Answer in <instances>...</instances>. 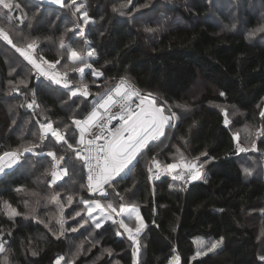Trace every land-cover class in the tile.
Segmentation results:
<instances>
[{"label":"trees","instance_id":"1","mask_svg":"<svg viewBox=\"0 0 264 264\" xmlns=\"http://www.w3.org/2000/svg\"><path fill=\"white\" fill-rule=\"evenodd\" d=\"M16 1L43 8L45 13L50 10L52 15L67 11L82 27L86 10L91 23L82 39L95 50L90 63L101 75L86 72L78 76L73 73L74 65L65 67L57 59L61 53L56 55L54 45L43 46V53L36 46L38 59L59 61L57 67L69 72L74 84H88L93 98L73 97L44 82L35 84L32 67L0 40V155L37 144L36 152L51 150L63 155L60 167L68 169L63 179L49 185L52 159L25 155L2 174L0 242L6 251L0 253V264H54L61 257L70 264H108L112 259L135 264L132 241L117 235L115 218L105 220L99 229L81 226L84 202L107 201L88 194L82 162L54 138L38 139L37 121L51 122L75 146L78 133L70 119L84 117L97 103L95 99L119 78L155 94L156 100L167 102L177 113L165 137L150 142L113 186L106 187L115 196L130 192L146 225L139 236L136 264H167L175 255L179 264H264L258 237L259 228L264 232V177L260 172L245 177L239 164L242 152L235 151L237 141L233 139L238 134L240 145L246 148L254 143L260 161L264 134L255 133L264 132L260 115L264 112V46L222 31L207 20L210 8L220 0H74L70 9H75V15L67 9L71 0H65L61 8L34 0ZM123 1L128 2L124 7ZM259 1L264 5V0ZM135 8L140 13L132 15ZM40 18L45 24V16ZM62 23L58 18V32ZM35 31L46 36L48 25ZM198 82L202 92L192 101L187 94ZM22 96L36 101L33 115L24 109ZM234 110L239 113L235 117ZM243 126L253 128V135L243 133ZM153 158L162 166L182 158L207 163L200 170L201 179L182 187L168 177L151 184L148 167ZM75 172L80 174L77 181ZM7 209L17 214L9 215ZM197 236L223 238V243L216 252L192 260ZM79 242L82 251L78 253ZM84 245L92 248L87 252ZM98 255L102 258L95 261Z\"/></svg>","mask_w":264,"mask_h":264},{"label":"snow or ice","instance_id":"2","mask_svg":"<svg viewBox=\"0 0 264 264\" xmlns=\"http://www.w3.org/2000/svg\"><path fill=\"white\" fill-rule=\"evenodd\" d=\"M54 4H62V0H51ZM0 4L4 8H12L13 6L19 7V5H13L9 0H0ZM147 6V5H145ZM81 7L76 8V12H80ZM9 19H11L9 17ZM82 19L84 26H88L91 20L88 16L87 11H83ZM147 31H153V29H147ZM258 31H264V27L258 29ZM79 35L83 37L85 35L84 29L81 28ZM0 38L6 41L8 44L16 48V51L31 65L35 70V73L40 77H45L53 84L61 85L64 89H67L71 96L77 95L88 97L89 91L87 85L81 84V87L73 90L70 82L65 75H62L59 71H56V63H51L40 57L39 61L35 58L34 53L36 49L35 41H32L21 48L13 44L12 39L3 30H0ZM87 43V41H85ZM61 49L65 48V44H60ZM96 52L94 49L87 52V57L82 56L78 51L68 48V59L72 64H76L77 70L80 73H84L85 69H93L92 63L89 62L88 58H95ZM59 63V61H57ZM94 76L99 77L101 73L93 69ZM21 84L25 81L21 80ZM151 96V93L148 94ZM221 95H224L222 92ZM134 97L139 100L136 103L135 108L132 104L135 102ZM147 101V103H146ZM36 103L35 100L29 103L28 108H32ZM114 108H118L119 111H113ZM225 115H227L225 113ZM261 117H264V112H261ZM177 119L176 114L168 109V114L165 113V107L157 105L155 99L149 100L147 97L142 96L140 93L133 89L126 78H121L119 84L111 91L106 98L102 97L101 100L93 107L90 113L83 119L75 118L72 123L76 126L79 132V139L76 141L78 147H74L72 143H69L65 135L62 134L61 130L54 127L51 122L40 124V140L44 141L48 136L54 138L57 143L67 145V148L75 153L77 160L82 162L83 167L87 169V190L90 193H98L100 197H107L108 192L105 186L112 187L113 182L116 178L121 176L130 165H133V161L136 160L137 156L141 152L148 148L150 142L159 141L161 137L165 136V129L174 127L172 123ZM118 120L119 127L109 125L112 121ZM225 126H228L229 120L226 118ZM97 131H93V130ZM246 135H253L247 128L244 129ZM256 135L264 134V132L255 133ZM103 143H99L100 140ZM233 139L237 141V151H255V144L253 143L250 148L242 147L239 143V135H233ZM37 144L24 145L23 152L31 153L33 149L38 147ZM19 152L6 151L0 155V174L4 173L5 163L9 168L13 164L18 162ZM47 156L51 157L53 177L52 183L54 184L57 180L61 179L67 174L68 169L64 168L57 170L60 163L65 160L63 155L57 156L56 152L48 151ZM153 162L156 165L157 172L164 171L167 174H173V179L185 181L186 183L201 179V168L207 161L196 160H185L181 159L179 163L172 162L166 165H161L158 161L153 158ZM179 169V171H178ZM151 172L152 169L149 168ZM246 173H249L248 169H245ZM250 174V173H249ZM119 195V193H117ZM55 199V198H54ZM69 203H71L72 197H68ZM84 207L87 209V215L89 218L92 217L93 211L98 210L100 214L99 219H93L95 228L99 229L102 227L104 220L111 218L112 213H117L121 217H126L117 220H113V223H118L119 227L122 228L126 233L132 244L136 246L133 251V257L137 256L139 250V236L145 228V223L141 218L139 210L135 206L126 207L121 205L119 209L115 208L112 203H107L106 208L110 211L105 210V206L101 204L99 199L89 202H84ZM17 213L13 212V215ZM62 215V213H61ZM80 215V213H77ZM134 221L133 223H129ZM82 226V225H81ZM63 223L61 222V228ZM73 228L72 231H76ZM117 235H120L118 232ZM223 243V238L218 241L211 243L208 251L216 250L220 244ZM5 245L0 243V253L5 252ZM36 253L33 252V255ZM201 255L197 252V256ZM63 259V257H61ZM179 256H174L170 260L169 264H179ZM264 260V257H260ZM7 262V257H5ZM59 264V262H57Z\"/></svg>","mask_w":264,"mask_h":264},{"label":"rangeland","instance_id":"3","mask_svg":"<svg viewBox=\"0 0 264 264\" xmlns=\"http://www.w3.org/2000/svg\"><path fill=\"white\" fill-rule=\"evenodd\" d=\"M73 1L74 0H71V2L67 5V9L75 15L74 13L75 9L73 8L70 9V5L73 3ZM9 2L12 3L13 5L18 4L19 7L13 6L12 8H4L3 5L0 4V30H3L5 33H7L9 35V38L12 39V41L14 42V44H23L21 48H24L26 47L28 43L35 41L36 46H37V51L40 53H43L45 51V48H43V46L45 47V46L54 45L56 55L58 52L61 53V56H60L61 58L57 57V59L61 60L65 67H69V65H74V67H78L76 64H72V62L68 59V48L69 47L78 51L84 57H87V52L89 50H92V48H90L89 46L85 44V41H83L82 37L79 35L81 28H83L84 31L86 28L80 26L77 22H75L76 20L74 19V16L73 15L69 16L67 11L61 12L57 15H52L53 13L52 11L48 10V12L45 13L43 8L34 9L33 6L29 5L28 3L26 5L16 0H9ZM127 3L128 2L123 1L121 5H123L124 7L127 5ZM216 3H218V5ZM216 3H215L216 6L213 5L210 8L209 13L207 14V20L214 22L220 29H222V31L241 34L246 38L248 42L254 43V44L258 43L264 46V31H258V29L264 27V5L259 0H220V1H217ZM139 13L140 11L137 8H135V10L131 12L132 15L139 14ZM40 16L42 17L45 16V24H43V20L40 18ZM9 17L11 19H9ZM58 18H61L63 20V23H62L63 28L60 29L61 32H58V30L55 28L57 26L56 23H57ZM251 23H254V24H251ZM46 25H48V34L46 36H39V34H35L36 33L35 29H38L40 27H45ZM83 26H84V22H83ZM0 40L4 41L2 38H0ZM1 41L0 43H3ZM4 43H7V42L4 41ZM61 43L65 44V48L61 49L60 47ZM8 45L17 53V55L21 56L16 51L15 47H13L10 44ZM21 58L24 60L22 56ZM35 58L39 61L38 57L35 56ZM93 59L94 58H90V57L88 58L89 62H91ZM24 61L28 64L26 60ZM82 84L88 85L86 83H82ZM202 87H203L202 83L198 82L195 86L191 88L190 92L187 95L192 97V101L194 100L195 97L198 96V94L202 92L201 91ZM151 96L155 98V94L151 93ZM99 100H100V97H97L95 99V103L98 102ZM156 103L157 105L165 107L166 114H168V109H171V111L174 112L171 106L167 102H164L161 100L159 101L157 99ZM90 105L92 106V101ZM263 111H264V106H263ZM175 114L177 117V113ZM238 114L239 113L236 110H234L232 113L233 117L237 116ZM174 122L175 121H173V123ZM245 128H247L252 133L254 132L253 128L251 129L249 128V126L248 127L243 126V128L241 129L243 133H245L244 131ZM246 152L248 153H245V152L239 153V156H240L239 164L241 165L243 169L245 177L248 178L250 174H252L253 172L255 173L262 172L264 176V163H262V161L258 162L257 156L254 154L256 153V151H246ZM246 158L250 160V163H252V165L250 164L245 165ZM15 165L16 163L13 164L11 168H9L6 164L5 168L8 171L12 169ZM245 169H248L250 174L246 173ZM74 177H75V180L77 181L80 179V174L78 172H75ZM52 181L53 179L51 175V179L49 180V185H53ZM58 181L60 180H57L54 184L58 183ZM106 191L108 192V196L101 197L102 198L101 200H104V199L107 200L105 202H101V204L105 206L106 212L110 211L106 208L107 203H112L113 206L117 208V210L119 209L121 205H124L126 207L135 206L138 209L137 205L134 203V201H132L133 199H130V192L119 195V196H115L114 194H111L109 190L106 189ZM71 197L72 199H74L73 195H71ZM115 199H118L119 202L121 201L123 203L117 204ZM125 201H130V202L125 203ZM80 210H81L80 212L81 213V224L83 227H87V228L93 227L94 226L93 219L100 218V214L98 210L93 211L92 217L89 218L87 215V209L84 207V203H83V207ZM6 211H7V214L9 215L12 214V216H14L13 215V212H15L14 210L7 209ZM114 218L117 221L121 218H124L126 220V217H121L117 215V213H112L111 218L106 219V220H111ZM129 223L134 224V221H131ZM116 225L119 229L120 236L126 238L127 233L122 228L119 227L118 223ZM263 233H264L263 229L259 228L258 237L260 238L261 250H264V241L261 240V236ZM215 241H218V240H213L208 237H202V236H197L193 238L195 254L192 257V260L202 258L206 256L207 254L214 253L218 249H220L222 244H220V246L216 250L208 251V248L210 247L211 243ZM80 243L82 242H79L75 247L77 249L76 252L78 253L82 251V246L80 245ZM87 245H84V249L85 251L88 252V250H90L92 246L87 247ZM197 252H200L201 255L197 256ZM102 253L103 252H101L100 254ZM99 255L95 261H99L102 258ZM137 256H138V253H137ZM137 256L135 257V264L137 261ZM261 257H264V256H261ZM171 259L172 258L169 259V262ZM57 262H59V264H70L69 261L63 262L61 258H58L54 262V264H57ZM169 262L167 264H169ZM108 264H119V263L115 259H112L110 260Z\"/></svg>","mask_w":264,"mask_h":264},{"label":"built area","instance_id":"4","mask_svg":"<svg viewBox=\"0 0 264 264\" xmlns=\"http://www.w3.org/2000/svg\"><path fill=\"white\" fill-rule=\"evenodd\" d=\"M48 62H49V61H48ZM51 63H55V62H51ZM32 71H33V77H34V82H35V84H38V83H40V82H44V83H47V84L51 85V86L54 87V88H58V89H60V90H64V91H66V92L70 95L69 91H68L67 89H64L61 85L53 84V83H52L51 81H49L47 78L38 76V75L35 73V70H34L33 68H32ZM56 71H59L62 75H65V76L67 77V79H68V81L70 82L71 87H72L73 90H75V89L81 87V85H79V84H78V85H77V84H74V83L72 82L71 78H70V73L67 72V71H62V70H60V69L57 67V63H56ZM86 72H93V69H85L84 73H80V72L77 70V67L73 70V73L76 74V75H78V76H83ZM120 79H121V78L117 79V80L115 81L114 85L111 87V89H110L106 94H104L102 97L106 98V96H107L108 94H110L111 91H112V90H113V89L119 84ZM127 81H128V83H129V85H130L133 89H135L136 92L140 93L142 96L147 97L149 100H151V99L154 98L153 96H149L147 93H144L139 87H137V86H136L135 84H133L131 81H129V80H127ZM70 96H71V95H70ZM102 97H101V98H102ZM101 98H100V100H101ZM154 99H155V98H154ZM22 100H23V103H24V109L33 115V114H34L35 104L33 105V107H32L31 109L28 108V106H27L29 103H32L33 100H29V101H27L26 98H25L24 96H22ZM100 100H99V101H100ZM99 101H98V102H99ZM134 101H135V102L132 104V107H133V108H135L136 103H138L139 100H138L137 98L134 97ZM155 101H156V99H155ZM98 102H97V103H98ZM97 103H96V104H97ZM146 103H147V101H146ZM96 104H95V105H96ZM95 105H94V106H95ZM92 109H93V108H92ZM92 109H91V110H92ZM91 110H90V111H91ZM90 111H89L84 117H72V118L70 119V122H71V124L74 126L75 129H76V126L72 123L73 119H75V118L83 119V118H85V117L90 113ZM113 111H119V109H118V108H114ZM41 123H49V122L37 121V127H38V139H39V140H40L39 137H40V124H41ZM53 126H54V125H53ZM113 126H115V127H119V121H118V120H114V121H112V123L109 125V127L112 128ZM54 127H55V126H54ZM76 131H77V133H78V136H77V140H78V139H79V132H78L77 129H76ZM93 131H97V130L94 129ZM61 132H62V134H64L65 137H66V132H65V131H61ZM50 138H52V137H51V136H48L44 141H47V140L50 139ZM161 138H162V137H161ZM161 138H160V139H161ZM40 141H41V140H40ZM44 141H41V142H44ZM99 143H103V140L101 139V140L99 141ZM74 147H78V145L76 144ZM48 151H51V150H47V151H43V152H36V151L33 150V152H31V153H24L23 150H21V151H18V152L20 153V155H19V159H18V160H20V159H21L23 156H25V155H35V156L47 155V152H48ZM235 151H237V142H235ZM237 152H238V151H237ZM74 155H75V153H74ZM260 157H261V161H262V163H264V153H261V154H260ZM50 158H51V157H50ZM83 168H84V170H85L86 173H87V169H86L85 167H83ZM149 168L152 169L151 172L149 171ZM61 169H64V168L59 166V168H58L57 170L59 171V170H61ZM178 171H179V169H178ZM173 175H175V173H173V174H167V173L164 172V171L157 172V169H156V165H155V163H154L153 161H150V162H149V167H148V179H149V182H150L151 184L161 182L163 179H165V178H167V177H168L170 180H172V181H174V182L180 184L182 187H187L190 183L193 182V181H191V182L186 183L185 181H181V180H178V179H173ZM65 176H66V175H64L61 179H63ZM1 177H2V174H0V178H1ZM52 179H53V177H52ZM61 179H59V180H61ZM106 187H107V186H105V188H106ZM88 194H89L90 196H97V197H100L98 193H90V192L88 191ZM0 243H1V242H0ZM135 247H136V246H134V245L132 244V249H133V251H134V248H135Z\"/></svg>","mask_w":264,"mask_h":264},{"label":"water","instance_id":"5","mask_svg":"<svg viewBox=\"0 0 264 264\" xmlns=\"http://www.w3.org/2000/svg\"><path fill=\"white\" fill-rule=\"evenodd\" d=\"M40 4L43 5H47V6H51V7H56V8H61L64 5L65 0H62V4H54L51 2V0H34ZM89 91V90H88ZM82 98L86 99V100H91L93 98V94L89 91V95L87 98L81 96Z\"/></svg>","mask_w":264,"mask_h":264},{"label":"crops","instance_id":"6","mask_svg":"<svg viewBox=\"0 0 264 264\" xmlns=\"http://www.w3.org/2000/svg\"><path fill=\"white\" fill-rule=\"evenodd\" d=\"M260 158H261V157H260ZM245 162H246V164H245V165H248V164H250V160H249V159H247V158H246V161H245ZM259 162H261V159H260V161H259ZM16 164H17V163H16ZM250 165H251V164H250ZM5 166H6V163H5ZM4 170H5V171H7V170H6V168H5ZM250 175H251V174H250ZM261 175L263 176L262 172H261ZM263 177H264V176H263ZM175 256H176V255H175ZM173 257H174V256H173Z\"/></svg>","mask_w":264,"mask_h":264}]
</instances>
